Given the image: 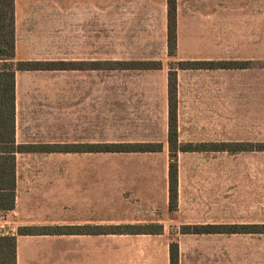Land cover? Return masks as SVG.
Segmentation results:
<instances>
[{"label":"crops","instance_id":"1","mask_svg":"<svg viewBox=\"0 0 264 264\" xmlns=\"http://www.w3.org/2000/svg\"><path fill=\"white\" fill-rule=\"evenodd\" d=\"M92 1L68 0L62 5V0H15L16 61L55 62L66 47L72 60L86 61L92 53L94 23H100L96 29L108 41L112 20L109 0H100V9L96 10ZM94 11L99 13L95 22ZM142 15L118 16L117 25L152 22L149 11ZM253 21L251 37L239 44L240 59L235 61L261 65L260 70L176 74L172 86L180 144H206L210 141L205 139L207 135L220 132V116L211 115L214 107H207L205 102L223 87L232 92L235 102L243 93L245 110L256 120L252 127L263 126L262 11ZM54 75L16 73L18 145H49L51 134H58L50 131L61 126L58 107L32 106L29 102L22 108L19 105L20 97H29L36 87L46 85L39 80ZM224 79H228L227 84ZM170 86L168 81L162 118L164 139L160 142L149 137L132 140L130 135L132 127H150L151 121L156 126V108L151 111L147 105L139 116L136 105L127 106L117 117L123 139L112 144L102 142L108 111L102 106L76 103L68 109L67 150L36 148L11 154L16 165L15 207L9 212L0 210V236H16V264H171L172 243L178 244L179 264H264L262 146L235 139L230 144L245 147L233 150L230 145L228 152H177V201L172 206ZM36 133L41 136L38 141L31 138ZM156 143L162 145L159 152L100 150L106 145ZM248 144L255 148H248ZM226 154L235 163L228 169L227 183L222 185L220 160ZM187 227L209 230L184 232ZM221 227L231 231L221 233ZM20 228L48 232L17 235Z\"/></svg>","mask_w":264,"mask_h":264},{"label":"rangeland","instance_id":"2","mask_svg":"<svg viewBox=\"0 0 264 264\" xmlns=\"http://www.w3.org/2000/svg\"><path fill=\"white\" fill-rule=\"evenodd\" d=\"M168 1L109 0L110 18L112 17L113 22L110 19L108 41L104 38V33L96 29L100 28V23L95 22L99 13L94 11L92 53L86 61L72 60L66 47L62 48L58 61L25 62L36 66L32 70L24 71L51 72L55 75L51 79L39 80L38 82L46 85L36 87L31 96L20 97V107H25L26 102L32 106L58 107L63 120L60 127L50 129L58 132L49 137L48 140L52 144L23 146L18 145L15 138L19 150L22 148L23 150L36 148L67 150L70 141L68 109L76 103L102 106L108 111V127L103 129L106 132L102 142L107 141L112 144H117L123 139L117 117L127 110V106L136 105V114L139 116L143 107L147 105L150 106L151 111L156 108V126L154 127L151 121L150 127H132L133 133L131 132L130 135L132 140L149 137L160 142L164 139L162 118L168 81L172 87L178 72L228 73L257 70V68L260 70L261 65L239 63L235 59H240L237 50L239 44L251 37L253 19L260 17L261 11L264 15V0H176L177 48L174 54L171 53L168 45ZM100 2V0L92 1L94 10L100 9ZM64 3L67 4L68 0H62V5ZM144 11L152 14L149 17L151 23L117 25L118 16L132 18V15L139 14L143 17ZM187 63H198L200 66L184 68L187 67L184 66ZM262 67L264 70V63ZM222 82L227 84L228 79ZM239 95L236 96L235 102L232 92L227 87L211 93L210 100L206 101L205 105L214 107L211 115L220 116V132L216 133L215 130L214 135H207L205 139L210 141L204 145L219 146L222 152H228L232 145L230 141L236 139L250 140L255 146L264 148V122L261 128L252 127L256 120L252 119L253 113L245 110L244 94ZM22 135H26L25 131ZM40 137L36 133L31 138L38 141ZM125 137L128 138L127 129ZM253 144H248V148L254 149ZM232 146L233 150L237 147L235 144ZM240 147L245 146L240 145ZM12 157L10 147L0 144L1 168L7 165L11 167L12 161L7 160L9 162L5 164L4 159ZM220 162L223 185L227 183L228 169L235 160L226 154L222 155ZM10 185L11 180L8 181V186Z\"/></svg>","mask_w":264,"mask_h":264},{"label":"trees","instance_id":"3","mask_svg":"<svg viewBox=\"0 0 264 264\" xmlns=\"http://www.w3.org/2000/svg\"><path fill=\"white\" fill-rule=\"evenodd\" d=\"M15 0H0V144L10 147L11 154L27 150H19L15 141L16 121V73L32 70L35 64L19 62L15 59ZM168 45L172 54L177 48V8L176 0L168 1ZM184 68H198V63H187ZM209 66H214L209 64ZM170 111L168 144L173 160L170 165L171 204L177 201V152L222 151L221 147H211L204 144L182 145L178 141L177 105L175 88L170 86ZM6 136V138L4 137ZM106 152H159V144H131L106 145L102 147ZM93 150H98L92 147ZM35 150V149H34ZM54 150V149H48ZM1 160V159H0ZM12 161V166H0V210L9 212L15 207V159H4L5 164ZM11 185L8 186V181ZM209 229L200 227H187L184 232L201 233ZM227 227H221V233H229ZM48 232L33 228H20L17 235H34ZM50 232V231H49ZM171 264H179V249L177 243L171 244ZM0 264H16V236H0Z\"/></svg>","mask_w":264,"mask_h":264}]
</instances>
